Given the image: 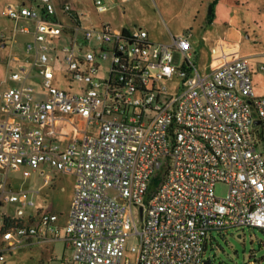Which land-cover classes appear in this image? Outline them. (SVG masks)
I'll list each match as a JSON object with an SVG mask.
<instances>
[{"label": "built area", "instance_id": "obj_1", "mask_svg": "<svg viewBox=\"0 0 264 264\" xmlns=\"http://www.w3.org/2000/svg\"><path fill=\"white\" fill-rule=\"evenodd\" d=\"M57 3L4 7L23 23L10 39L31 38L29 59H12L19 63L3 81L14 85L0 86V262L31 239L60 236L56 214L30 222L1 210L19 201L9 174L43 167L75 177L63 226L72 264H132L128 252L134 264H204L213 231L264 230V97L248 60L231 58L204 77L187 35L161 44L138 27L85 28L83 13L58 3L71 20L63 24ZM91 6L107 10L102 0ZM173 77L182 79L176 96L161 86ZM62 117L96 132L61 144L46 126Z\"/></svg>", "mask_w": 264, "mask_h": 264}, {"label": "rangeland", "instance_id": "obj_2", "mask_svg": "<svg viewBox=\"0 0 264 264\" xmlns=\"http://www.w3.org/2000/svg\"><path fill=\"white\" fill-rule=\"evenodd\" d=\"M32 0H0V86L5 88L10 83H3L9 70H15L13 57L19 53L24 54L25 44L30 40L29 35L15 33L10 39L14 28L23 26L20 22L15 26L14 21L4 14L7 5L30 7ZM39 0H37L38 2ZM107 8L105 13L96 14L91 6L92 0H59L62 4H75L86 15L81 17L80 23L85 28L96 27L98 22L108 23L113 30L120 32L122 28L141 27L148 31L150 36H157L160 40L151 42L165 44L172 36L179 37L187 33L198 35L202 28L200 15H207L209 5L205 0H102ZM58 2V0H56ZM58 2V3H59ZM57 9L63 24L71 22L70 17ZM201 4L200 13L197 15V7ZM36 6V2L33 4ZM180 10L181 13H180ZM202 19V18H201ZM258 18L251 10L245 9V5L235 6L231 13V21L226 26L220 22L218 28H213L207 34V46L201 54L200 60L207 62L204 70L199 68V74L204 76L210 72L214 65L225 57L245 58L254 67L264 66V23L258 25ZM200 28V29H199ZM226 29V33L224 31ZM203 29V28H202ZM191 30V31H190ZM221 30L223 34H218ZM198 32V33H197ZM226 34V36H225ZM259 41V42H257ZM180 53H175L174 64L179 65ZM61 71V66H59ZM257 96L264 97V72L256 74ZM34 85L39 86V79L34 80ZM170 96H176L182 86V79L173 77L161 83ZM31 173L24 176L23 172L9 174L8 181L13 187L18 186L24 178H29ZM34 176L30 177L32 180ZM227 186L218 183L215 186L216 196L225 195ZM69 180L55 178V187L43 199L44 210L62 216L68 210ZM211 242L204 253V261L210 264H264V232L259 229H229L228 231H213ZM130 245H136V241L129 239ZM212 244V245H211ZM127 257L131 263H135L136 253L128 252ZM0 264H2L0 262ZM24 264H33L28 261Z\"/></svg>", "mask_w": 264, "mask_h": 264}, {"label": "crops", "instance_id": "obj_3", "mask_svg": "<svg viewBox=\"0 0 264 264\" xmlns=\"http://www.w3.org/2000/svg\"><path fill=\"white\" fill-rule=\"evenodd\" d=\"M206 4L209 5L207 15H200V22L202 24V28L199 31L198 35H193V33H187V39L189 41L190 47L189 52L193 56L194 63L196 64L197 70L208 67L207 62H202L200 60L201 54L204 52L205 47L207 46V34L213 30V28H218L220 26V22L223 23L224 26L230 23L231 21V13L235 10V6L245 5V9H249L252 13H255L258 18V25H262L264 23V0H205ZM37 3V0L30 1V4L33 5ZM59 2V0H58ZM25 5V2L22 5ZM61 5L62 3L59 2ZM71 8L78 13H83L86 15L81 9L77 8L75 4H70ZM201 4L197 7V15L200 13ZM182 10H180L181 13ZM202 18V19H201ZM100 22H98L99 26ZM133 28V27H132ZM141 28V27H139ZM131 29V28H122V30ZM143 29V28H142ZM200 29V28H199ZM145 30V29H144ZM147 31V30H146ZM191 31V30H190ZM225 33L227 32L224 28ZM198 33V32H197ZM217 35L223 34L221 30L216 32ZM148 40L151 42V37L153 40H160L157 36H150L148 31ZM226 36V34H225ZM175 38L174 36L171 37ZM167 41L168 44L172 41ZM259 42V41H257ZM13 59H17L19 61L29 59L28 56L22 53L17 54L13 57ZM230 57H225L220 60L217 64L214 65L213 69L204 74L208 76L215 68L222 65L223 63L230 60ZM14 61V60H13ZM19 61H14L17 65ZM250 64V63H249ZM15 65V66H16ZM251 66L253 73V84L255 92L257 90V82L255 81L256 74L261 73L260 67L262 66ZM199 72V71H198ZM10 83V86L14 85V83ZM257 93V92H256ZM257 95V94H256ZM47 130H53L55 133V140L61 144H67L72 139H74L79 130H82L86 133H95L96 128L93 126H86L84 121L80 118H68L62 117L61 119L55 121L53 124H48L46 126ZM26 167H23L25 170ZM21 173V172H17ZM12 174V173H11ZM15 174V173H13ZM34 176L32 180H29L30 177ZM29 178H24L18 183V186L13 187L11 183H9V187L12 191L19 193V201L14 203H7L1 206L2 212L7 217H16L21 218L24 221L33 222L36 220L37 215L41 211L44 210L43 199L48 195L49 192L53 190L55 187V178H64L66 177L69 180V195H68V210L66 215L62 216L61 214L57 215L58 220L57 224L61 227L60 236L57 239L42 241L39 239H31L28 244L23 247H19L15 250L6 254L4 262L2 264H24L28 263V261L33 262V264H72L71 263V247L65 244L63 240L64 231L63 226L66 221V217L69 211L70 202L72 199L73 188L75 183V177L72 174H62L57 173L53 170H50L46 167L39 169L38 171L31 172V176ZM46 177H49V180L46 181ZM9 182V181H8ZM31 201L33 202V206H22V202ZM48 212V211H46ZM50 213V212H49ZM53 214V213H52Z\"/></svg>", "mask_w": 264, "mask_h": 264}, {"label": "water", "instance_id": "obj_4", "mask_svg": "<svg viewBox=\"0 0 264 264\" xmlns=\"http://www.w3.org/2000/svg\"><path fill=\"white\" fill-rule=\"evenodd\" d=\"M255 124L257 125V124H259V122L256 121ZM204 264H210V261L209 260L208 261H204Z\"/></svg>", "mask_w": 264, "mask_h": 264}, {"label": "trees", "instance_id": "obj_5", "mask_svg": "<svg viewBox=\"0 0 264 264\" xmlns=\"http://www.w3.org/2000/svg\"><path fill=\"white\" fill-rule=\"evenodd\" d=\"M262 232H264V230H261Z\"/></svg>", "mask_w": 264, "mask_h": 264}]
</instances>
